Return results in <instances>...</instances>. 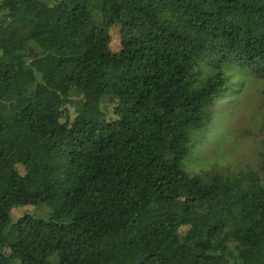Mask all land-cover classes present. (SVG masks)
Listing matches in <instances>:
<instances>
[{"label": "trees", "instance_id": "1", "mask_svg": "<svg viewBox=\"0 0 264 264\" xmlns=\"http://www.w3.org/2000/svg\"><path fill=\"white\" fill-rule=\"evenodd\" d=\"M258 83L264 0H0V264H264Z\"/></svg>", "mask_w": 264, "mask_h": 264}, {"label": "rangeland", "instance_id": "2", "mask_svg": "<svg viewBox=\"0 0 264 264\" xmlns=\"http://www.w3.org/2000/svg\"><path fill=\"white\" fill-rule=\"evenodd\" d=\"M114 40L112 42V47L116 49L118 47V33H114ZM253 85V82H252ZM248 87L247 90L239 97L227 96L217 101L215 108L218 113L222 115L218 119L219 124L215 129H220L223 123L228 119L226 114L231 116L241 117L240 132L237 137L229 136L226 133V140L223 142L225 151H230L232 146L230 144L238 142L239 148L235 150L234 160H244L250 161L253 156L248 152H245L246 147H255L260 140V137H264V83H258L254 86ZM226 124V122L224 123ZM261 128V129H260ZM246 129V130H245ZM212 135H218V132H212ZM221 141V140H220ZM261 142V141H260ZM212 143L202 142L197 144V148H201L203 151L205 149H210ZM215 149V150H214ZM214 150L215 156L219 151L218 144L215 142L213 144L212 151ZM196 153H199L197 150ZM220 157L224 160V154L222 153ZM229 158V154H226Z\"/></svg>", "mask_w": 264, "mask_h": 264}]
</instances>
